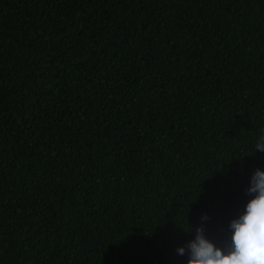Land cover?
I'll return each mask as SVG.
<instances>
[{
  "label": "trees",
  "instance_id": "16d2710c",
  "mask_svg": "<svg viewBox=\"0 0 264 264\" xmlns=\"http://www.w3.org/2000/svg\"><path fill=\"white\" fill-rule=\"evenodd\" d=\"M262 134L264 0H0V264H184Z\"/></svg>",
  "mask_w": 264,
  "mask_h": 264
},
{
  "label": "clouds",
  "instance_id": "9594fccd",
  "mask_svg": "<svg viewBox=\"0 0 264 264\" xmlns=\"http://www.w3.org/2000/svg\"><path fill=\"white\" fill-rule=\"evenodd\" d=\"M255 148L264 151V134ZM246 192L251 198L244 211L229 222L227 240L218 245L206 237L205 227L200 224L195 238L177 248L178 255L188 256L184 264H264V170H255ZM201 219L207 220V214ZM191 231L190 226L186 232Z\"/></svg>",
  "mask_w": 264,
  "mask_h": 264
}]
</instances>
